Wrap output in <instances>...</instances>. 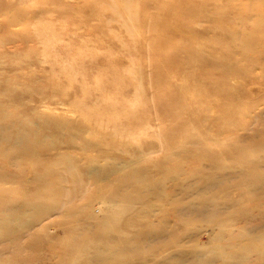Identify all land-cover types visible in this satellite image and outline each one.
Here are the masks:
<instances>
[{
	"label": "rangeland",
	"instance_id": "obj_1",
	"mask_svg": "<svg viewBox=\"0 0 264 264\" xmlns=\"http://www.w3.org/2000/svg\"><path fill=\"white\" fill-rule=\"evenodd\" d=\"M0 163V264H264V0H0Z\"/></svg>",
	"mask_w": 264,
	"mask_h": 264
},
{
	"label": "bare ground",
	"instance_id": "obj_2",
	"mask_svg": "<svg viewBox=\"0 0 264 264\" xmlns=\"http://www.w3.org/2000/svg\"><path fill=\"white\" fill-rule=\"evenodd\" d=\"M185 1L187 2V0H185ZM128 6H129V5H128ZM126 7H127V6H126ZM189 8H190V7H189ZM2 115H3V114H2ZM196 144H197V143H196ZM238 145L241 146V144H239V143H238ZM252 145H253V144H252ZM246 148H247V147H246ZM236 150H237V149H236ZM238 150H239V149H238ZM250 151H251V149H250ZM248 152H249V151H248ZM251 152H252V151H251ZM239 154H240V152H239ZM241 156H242V155H241ZM8 157H9V156H8ZM10 158H11V156H10ZM10 158H9V159H10ZM237 160H238V159H237ZM10 162H11V161H10ZM0 164H1V163H0ZM11 165H12V164H11ZM239 165H240V164H239ZM11 167H12V166H10V168H11ZM0 169H1V168H0ZM2 169H3V168H2ZM0 171H2V170H0ZM0 174H1V173H0ZM3 176H4V174H3ZM3 178H4V177H3ZM1 179H2V178H1ZM10 181H11V180H10ZM34 205H35V204H34ZM35 207H36V206H35ZM0 208H1V207H0ZM2 210H4V209H2ZM13 210H14V209H13ZM13 210H12V212H14ZM4 211H5V210H4ZM8 212H9V211H8ZM1 213H2V212H1ZM4 213H5V212H4ZM14 213H15V212H14ZM6 214H7V213H6ZM14 215H15V214H14ZM4 219H5V218H4ZM7 219H8V217H7ZM5 220H6V219H5ZM9 220H10V219H9ZM9 220H8V221H9ZM11 221H12V220H11ZM7 228H8V227H7ZM8 229H9V228H8ZM3 230H4V229H2L1 231H3ZM10 230H11V229H10ZM0 233H1V232H0ZM7 233H8V232H7ZM259 244H260V243H259Z\"/></svg>",
	"mask_w": 264,
	"mask_h": 264
}]
</instances>
